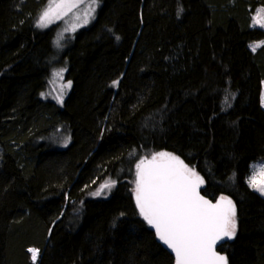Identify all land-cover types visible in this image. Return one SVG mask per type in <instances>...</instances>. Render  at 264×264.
Instances as JSON below:
<instances>
[{
    "label": "trees",
    "instance_id": "obj_1",
    "mask_svg": "<svg viewBox=\"0 0 264 264\" xmlns=\"http://www.w3.org/2000/svg\"><path fill=\"white\" fill-rule=\"evenodd\" d=\"M47 2L0 0V264H176L135 199L136 164L158 152L235 205L227 264H264L247 183L264 161V0H104L58 63L57 26L37 27ZM65 60L70 93L43 99Z\"/></svg>",
    "mask_w": 264,
    "mask_h": 264
},
{
    "label": "snow or ice",
    "instance_id": "obj_2",
    "mask_svg": "<svg viewBox=\"0 0 264 264\" xmlns=\"http://www.w3.org/2000/svg\"><path fill=\"white\" fill-rule=\"evenodd\" d=\"M82 2L83 0H48V7L42 12L40 22L49 19L53 12L52 5ZM91 2L96 4L97 0ZM253 21L259 22L257 17H253ZM37 26L42 25L38 23ZM59 46L58 40L57 47ZM66 86L70 87L71 81ZM157 157L170 159L156 162ZM142 165L144 160L136 164L137 209L149 226L156 230L157 238L172 249L176 264H219L226 261V257L221 256L214 248L217 241L235 236V205L232 201L222 196L220 200H226L228 204L221 206L220 201L213 204L205 200L197 192L203 178L172 153H155L149 165L143 168ZM188 173H192L195 179ZM259 174L264 176V172ZM257 175V170L253 169L248 180L249 187H255V190L264 195V179L258 181ZM111 183L114 184L115 181ZM106 186L102 185L101 189ZM93 195H99V191ZM29 251L33 253L35 260L38 250Z\"/></svg>",
    "mask_w": 264,
    "mask_h": 264
},
{
    "label": "rangeland",
    "instance_id": "obj_3",
    "mask_svg": "<svg viewBox=\"0 0 264 264\" xmlns=\"http://www.w3.org/2000/svg\"><path fill=\"white\" fill-rule=\"evenodd\" d=\"M104 0H97L96 4H93L91 0H83L82 3H76V4H63V5H52L53 12L50 13L49 19H46L44 22H40V16L44 9L48 7V2L42 7L39 18L37 19V25L38 23H41L42 26H37L41 30L49 29L52 26H57L56 35L54 38V48L56 51V57L54 58V61L58 63L59 57L61 56L62 52L64 51L67 41L71 39V37H75V33L79 30L86 28L90 26L97 18L98 11L100 7L102 6ZM264 8H260L257 10L251 20V26L252 27H259L264 29ZM253 17H257L258 23H254ZM50 21V22H49ZM59 40V47H57V41ZM264 45V40L260 41L256 44L251 45V49H257L260 46ZM254 50V51H255ZM67 61H63V64H57L53 66L52 71L50 72L49 76V89L45 93V96L42 94V98L45 100H51L55 103H63V101L67 98L68 94L71 91V86L67 87V80H65L66 72L68 65L66 64ZM63 70V71H61ZM70 89V90H69ZM68 93V94H67ZM44 96V97H43ZM47 98V99H46ZM62 101V102H61ZM262 103L264 106V81H263V94H262ZM64 144V143H63ZM253 169L257 170V180L264 179V176H261L259 173L264 172V161H258L254 162L251 165L250 168V174L247 178V183L249 180V177L253 173ZM104 185H107L106 187L100 188L99 195H96L101 198H108L111 193V189L113 187V184L111 182H107ZM249 185V183H248ZM254 191L255 187H251ZM97 191V192H98ZM261 195V194H260ZM264 197V195H261ZM39 250H38V256L37 260L39 259ZM33 258V253H32ZM37 260H34V262H37Z\"/></svg>",
    "mask_w": 264,
    "mask_h": 264
},
{
    "label": "water",
    "instance_id": "obj_4",
    "mask_svg": "<svg viewBox=\"0 0 264 264\" xmlns=\"http://www.w3.org/2000/svg\"><path fill=\"white\" fill-rule=\"evenodd\" d=\"M161 160H165V161H167V160H169V159H159V158H157V161H156V162H159V161H161ZM150 162H151V161H150ZM150 162L147 163L146 165H149ZM146 165H144V167H145ZM188 175L192 176L190 173H188ZM192 178L195 179L193 176H192ZM197 192L199 193L200 196H203L205 200L211 201L213 204H215L217 201H220L221 206H227V204H228V201H226V200H220L221 197L218 198V199H216V200H212V199H210L209 197L205 196V195L201 192L200 185H199L198 188H197ZM155 231H156V230H155ZM220 243H221V240L217 241L214 250H215L216 252H218L221 256H224V255L218 250V247H219ZM168 248H169V247H168ZM169 249H170V248H169ZM170 250L172 251V249H170ZM172 252H173V251H172ZM173 254H174V252H173ZM174 256H175V254H174ZM224 257H225V256H224ZM175 258H176V257H175ZM219 264H227V259H226V261H221V262H219Z\"/></svg>",
    "mask_w": 264,
    "mask_h": 264
},
{
    "label": "bare ground",
    "instance_id": "obj_5",
    "mask_svg": "<svg viewBox=\"0 0 264 264\" xmlns=\"http://www.w3.org/2000/svg\"><path fill=\"white\" fill-rule=\"evenodd\" d=\"M37 256H38V253L36 254V259L35 260H37Z\"/></svg>",
    "mask_w": 264,
    "mask_h": 264
}]
</instances>
